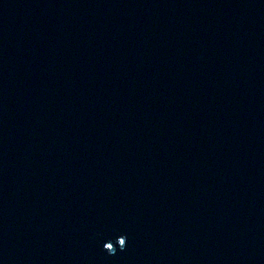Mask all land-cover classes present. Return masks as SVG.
<instances>
[{
  "label": "water",
  "instance_id": "obj_1",
  "mask_svg": "<svg viewBox=\"0 0 264 264\" xmlns=\"http://www.w3.org/2000/svg\"><path fill=\"white\" fill-rule=\"evenodd\" d=\"M0 264H264V0H0Z\"/></svg>",
  "mask_w": 264,
  "mask_h": 264
},
{
  "label": "clouds",
  "instance_id": "obj_2",
  "mask_svg": "<svg viewBox=\"0 0 264 264\" xmlns=\"http://www.w3.org/2000/svg\"><path fill=\"white\" fill-rule=\"evenodd\" d=\"M107 251V250H106Z\"/></svg>",
  "mask_w": 264,
  "mask_h": 264
}]
</instances>
